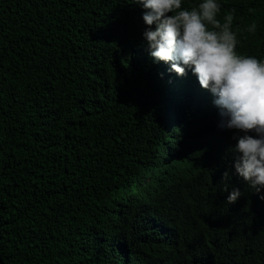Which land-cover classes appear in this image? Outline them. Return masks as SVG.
Wrapping results in <instances>:
<instances>
[{"label":"trees","instance_id":"16d2710c","mask_svg":"<svg viewBox=\"0 0 264 264\" xmlns=\"http://www.w3.org/2000/svg\"><path fill=\"white\" fill-rule=\"evenodd\" d=\"M218 3L237 53L264 60V0ZM143 12L0 0V264H264L237 133L191 69L150 55Z\"/></svg>","mask_w":264,"mask_h":264},{"label":"clouds","instance_id":"9594fccd","mask_svg":"<svg viewBox=\"0 0 264 264\" xmlns=\"http://www.w3.org/2000/svg\"><path fill=\"white\" fill-rule=\"evenodd\" d=\"M144 9L148 26L143 35L150 55L171 64L178 75L191 69L200 86L215 97L221 128L234 130L235 173L256 193L264 190V60L237 53L239 40L232 30L234 17L218 18V0H202L190 10L182 0H132ZM155 26L154 29L152 26ZM247 31L256 32L253 23ZM229 173L225 171L223 179ZM223 191H228L225 184ZM234 188L227 204L237 202ZM264 200V195H260Z\"/></svg>","mask_w":264,"mask_h":264}]
</instances>
